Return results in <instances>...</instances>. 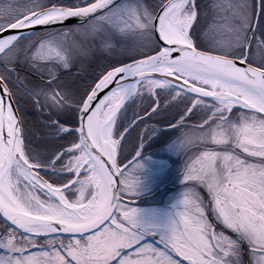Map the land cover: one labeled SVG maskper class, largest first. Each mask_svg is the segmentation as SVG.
<instances>
[{
	"label": "snow or ice",
	"instance_id": "snow-or-ice-1",
	"mask_svg": "<svg viewBox=\"0 0 264 264\" xmlns=\"http://www.w3.org/2000/svg\"><path fill=\"white\" fill-rule=\"evenodd\" d=\"M49 3L0 9V264H264V0ZM93 52L112 62L81 92L61 70ZM172 105L183 191L142 216L153 136L131 159L127 137Z\"/></svg>",
	"mask_w": 264,
	"mask_h": 264
},
{
	"label": "rangeland",
	"instance_id": "rangeland-1",
	"mask_svg": "<svg viewBox=\"0 0 264 264\" xmlns=\"http://www.w3.org/2000/svg\"><path fill=\"white\" fill-rule=\"evenodd\" d=\"M30 3L31 2H25L23 0H0V9L8 4H19L21 6H25L30 5ZM41 3L48 4L49 0H41ZM26 45L27 41H23L21 47L23 48ZM20 57V61L18 62L20 76L22 78H27L26 82L27 80L35 82L37 79L32 78L27 73L31 72L36 75L35 71H33L29 67L28 63L23 59L24 52L20 53ZM111 62V58L106 54L93 52L87 57L78 58L72 68L68 70L62 69L61 71L64 72L63 80L82 92L84 88L93 83L96 77L99 76ZM0 71H3L2 65H0ZM19 94L22 95V93ZM148 103L149 101L147 98L143 100H135L131 103L127 116L131 117L134 113L145 115L143 110L148 107ZM17 107L21 109L20 115L27 117L29 124L34 126L38 124V120L35 119V114L37 113H35L31 108L26 107L23 101H21L20 104H17ZM177 111L178 108L175 105H172L166 111L162 112L159 117L155 118L164 120L167 119L164 124H168ZM29 114H32V116L30 117ZM187 123L188 125H191L193 122L188 121ZM152 128L157 129V133H152L150 131ZM161 129L162 127L160 125H153L151 124V120H146L144 124H140L132 130L131 135L127 137L128 153L126 155L128 159H131L132 148L139 144L140 139L145 132L151 136H155L159 134ZM163 135L167 136L166 139L168 140L175 138V133L172 131L162 133L157 137L159 138ZM151 139L145 140L143 155L141 157L143 168L137 173L140 178V195L136 198V200L132 201V206L140 209L142 216L163 219L169 212H171L173 204L180 197L183 191L182 175L184 157L176 151L174 143L164 146L163 149L161 148L151 151L149 143ZM32 147L35 148L34 144ZM195 151L196 147H191L190 152ZM202 194L206 195V193ZM138 199H140V201ZM209 218L211 219V217Z\"/></svg>",
	"mask_w": 264,
	"mask_h": 264
},
{
	"label": "flooded vegetation",
	"instance_id": "flooded-vegetation-1",
	"mask_svg": "<svg viewBox=\"0 0 264 264\" xmlns=\"http://www.w3.org/2000/svg\"><path fill=\"white\" fill-rule=\"evenodd\" d=\"M23 1H25V2H31V0H23ZM46 7H50L51 6V4H44ZM17 71L19 72V70L17 69ZM32 78H34V79H39V77L37 76V75H34L33 73H31V72H27ZM193 123H194V120L192 121ZM151 124H158V125H160L161 127H162V129H161V131H159V134L158 135H161L162 133H165V132H170V131H172L170 128H169V123L168 124H164L163 122H162V120L161 119H156V118H153V119H151ZM183 131V130H182ZM172 132H174V131H172ZM175 133V138H173V139H166L167 138V136H165V135H163V136H160L159 138L157 137L158 135H155V136H153V138L149 141V143H150V146H151V151H153V150H157V149H163V147L164 146H166V145H168V144H170V143H174V141H175V139H176V137L179 135V132H174ZM165 136V137H164ZM150 196H152V195H150ZM141 199V198H140ZM140 199H138L139 201H140Z\"/></svg>",
	"mask_w": 264,
	"mask_h": 264
},
{
	"label": "water",
	"instance_id": "water-1",
	"mask_svg": "<svg viewBox=\"0 0 264 264\" xmlns=\"http://www.w3.org/2000/svg\"><path fill=\"white\" fill-rule=\"evenodd\" d=\"M78 21H72V24H75V23H77ZM69 26H71V25H69ZM38 31H40V30H42V29H37ZM9 34H16V30H11V29H9L8 30V32H6V33H3V34H0V36H5V35H9ZM107 92V89H105L104 90V92H102V93H100V97L102 98V96L105 94ZM15 107H17V105H15ZM19 115H20V113H19Z\"/></svg>",
	"mask_w": 264,
	"mask_h": 264
},
{
	"label": "trees",
	"instance_id": "trees-1",
	"mask_svg": "<svg viewBox=\"0 0 264 264\" xmlns=\"http://www.w3.org/2000/svg\"><path fill=\"white\" fill-rule=\"evenodd\" d=\"M148 2H149V3H151V0H148ZM37 80H38V79H37ZM29 113H30V112H29ZM29 115H30V114H29ZM31 116H32V114L30 115V117H31ZM37 117H38V115H37V114H35V119H36V120H38V119H37ZM161 120H162V122H163V123H165L167 119H166V120H164V119H161ZM171 120H172V119H171ZM171 120H170V121H171ZM35 126H37V127H38V124H36ZM34 147L36 148V144H34Z\"/></svg>",
	"mask_w": 264,
	"mask_h": 264
}]
</instances>
